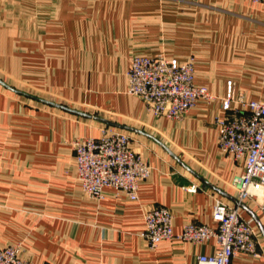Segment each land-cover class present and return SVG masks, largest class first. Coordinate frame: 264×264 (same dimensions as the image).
Segmentation results:
<instances>
[{
    "label": "crops",
    "instance_id": "crops-1",
    "mask_svg": "<svg viewBox=\"0 0 264 264\" xmlns=\"http://www.w3.org/2000/svg\"><path fill=\"white\" fill-rule=\"evenodd\" d=\"M136 56L191 58L194 83L214 99L179 120L154 117L127 93ZM263 70L264 1L0 0V247L19 244L32 264H194L216 240L150 249L144 213L168 209L179 234L185 223L215 227L220 200L252 220L260 253L231 264H264L250 214L264 227V212L237 204L230 183L244 163L220 151L216 124L227 82L264 100ZM105 128L128 134L150 167L135 201L109 187L101 200L80 190L71 143Z\"/></svg>",
    "mask_w": 264,
    "mask_h": 264
},
{
    "label": "built area",
    "instance_id": "built-area-1",
    "mask_svg": "<svg viewBox=\"0 0 264 264\" xmlns=\"http://www.w3.org/2000/svg\"><path fill=\"white\" fill-rule=\"evenodd\" d=\"M126 75L127 93L140 99L156 118L179 120L200 101L214 99L207 88L194 83L191 58L178 61L136 56ZM220 100L225 116L216 120L218 147L244 163L243 172L232 178L231 187L238 203L252 200L264 212V100H246L235 92L230 81ZM130 143L128 134L108 128L102 129L98 138L78 137L72 141L77 181L84 195L101 200L103 189L109 187L130 201L137 200L139 185L148 177L150 167ZM143 219L140 236L150 249L162 241L205 243L215 239L216 250L197 255L194 264H231L239 253L260 255L252 220L244 219L238 206H228L220 200L214 202L211 214L215 227L185 223L181 233L175 234L171 214L164 207L146 210ZM20 250L19 244L0 247V264H32L20 257Z\"/></svg>",
    "mask_w": 264,
    "mask_h": 264
},
{
    "label": "water",
    "instance_id": "water-1",
    "mask_svg": "<svg viewBox=\"0 0 264 264\" xmlns=\"http://www.w3.org/2000/svg\"><path fill=\"white\" fill-rule=\"evenodd\" d=\"M58 107H60V108H64V107H61V106H58ZM74 113H77V114H79V115H83V116H86V117H91L90 115H87V114H83V113H80V112H77V111H73ZM94 120H97V121H99V122H102V123H104L105 125H107V126H114V127H118V128H121V129H124V130H127V131H134L133 129H130V128H128V127H124V126H121V125H117V124H114V123H112V122H109V121H107V120H105V119H102V118H100V117H92ZM134 132H139V131H134ZM170 153V152H169ZM171 155H172V153H170ZM179 163H180V161L174 156V155H172ZM237 204H239L241 207H243L244 208V206L241 204V203H238L237 202ZM250 213V212H249ZM251 214V216L254 218V220L256 221V223H257V225L259 226V229H260V231H261V234L263 235V238H264V227L260 224V222H259V220L257 219V217L255 216V215H253L252 213H250Z\"/></svg>",
    "mask_w": 264,
    "mask_h": 264
}]
</instances>
